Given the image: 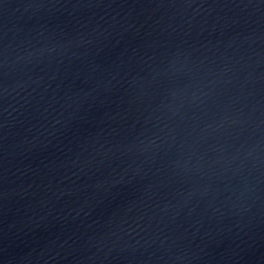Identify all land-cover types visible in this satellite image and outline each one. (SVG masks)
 Masks as SVG:
<instances>
[{
    "label": "water",
    "instance_id": "95a60500",
    "mask_svg": "<svg viewBox=\"0 0 264 264\" xmlns=\"http://www.w3.org/2000/svg\"><path fill=\"white\" fill-rule=\"evenodd\" d=\"M0 264H264V0H0Z\"/></svg>",
    "mask_w": 264,
    "mask_h": 264
}]
</instances>
